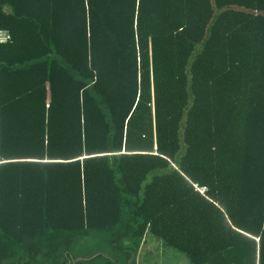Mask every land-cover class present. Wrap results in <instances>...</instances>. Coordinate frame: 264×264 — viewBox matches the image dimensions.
<instances>
[{
    "label": "trees",
    "instance_id": "trees-1",
    "mask_svg": "<svg viewBox=\"0 0 264 264\" xmlns=\"http://www.w3.org/2000/svg\"><path fill=\"white\" fill-rule=\"evenodd\" d=\"M0 30V264L147 233L264 264V0H0Z\"/></svg>",
    "mask_w": 264,
    "mask_h": 264
},
{
    "label": "rangeland",
    "instance_id": "rangeland-1",
    "mask_svg": "<svg viewBox=\"0 0 264 264\" xmlns=\"http://www.w3.org/2000/svg\"><path fill=\"white\" fill-rule=\"evenodd\" d=\"M100 240V239H98ZM97 238H83L77 250H79V259H85L84 255L96 253L108 254L107 246L98 241ZM95 242L97 245L95 246ZM93 256V255H92ZM132 258L128 260L131 261ZM133 264H192L187 256L177 249L167 245L157 236L147 233L142 243L139 245L138 252L134 258Z\"/></svg>",
    "mask_w": 264,
    "mask_h": 264
},
{
    "label": "built area",
    "instance_id": "built-area-1",
    "mask_svg": "<svg viewBox=\"0 0 264 264\" xmlns=\"http://www.w3.org/2000/svg\"><path fill=\"white\" fill-rule=\"evenodd\" d=\"M7 39H9V33H8V31H6V30H0V42H5ZM195 187L197 188V190L200 193H204V191L206 190V187L205 186L198 187V186L195 185Z\"/></svg>",
    "mask_w": 264,
    "mask_h": 264
},
{
    "label": "water",
    "instance_id": "water-1",
    "mask_svg": "<svg viewBox=\"0 0 264 264\" xmlns=\"http://www.w3.org/2000/svg\"><path fill=\"white\" fill-rule=\"evenodd\" d=\"M5 11L9 12V8L6 7V8H5Z\"/></svg>",
    "mask_w": 264,
    "mask_h": 264
}]
</instances>
